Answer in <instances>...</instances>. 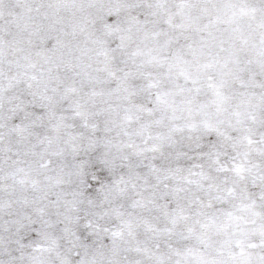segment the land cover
<instances>
[{"label":"snow or ice","instance_id":"6c2138e0","mask_svg":"<svg viewBox=\"0 0 264 264\" xmlns=\"http://www.w3.org/2000/svg\"><path fill=\"white\" fill-rule=\"evenodd\" d=\"M0 264H264V0H0Z\"/></svg>","mask_w":264,"mask_h":264}]
</instances>
